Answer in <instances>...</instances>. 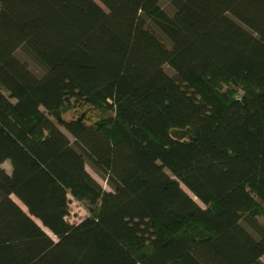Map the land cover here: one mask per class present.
Returning <instances> with one entry per match:
<instances>
[{
    "label": "trees",
    "instance_id": "1",
    "mask_svg": "<svg viewBox=\"0 0 264 264\" xmlns=\"http://www.w3.org/2000/svg\"><path fill=\"white\" fill-rule=\"evenodd\" d=\"M263 257L264 0H0V264Z\"/></svg>",
    "mask_w": 264,
    "mask_h": 264
},
{
    "label": "rangeland",
    "instance_id": "2",
    "mask_svg": "<svg viewBox=\"0 0 264 264\" xmlns=\"http://www.w3.org/2000/svg\"><path fill=\"white\" fill-rule=\"evenodd\" d=\"M137 25L143 30L145 31L155 42H157L160 46H162L164 49L167 50V45L161 40V38L159 37V35L156 33V31L146 22H144L142 19H137ZM72 205L75 209H77V211L80 214H87L88 213V209H86V207L77 202V201H73ZM79 216H75L72 217V220L78 219ZM264 260V257L262 258Z\"/></svg>",
    "mask_w": 264,
    "mask_h": 264
}]
</instances>
